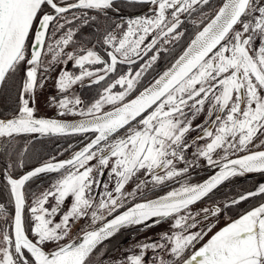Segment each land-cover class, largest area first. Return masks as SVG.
Returning a JSON list of instances; mask_svg holds the SVG:
<instances>
[{
    "label": "snow or ice",
    "instance_id": "1",
    "mask_svg": "<svg viewBox=\"0 0 264 264\" xmlns=\"http://www.w3.org/2000/svg\"><path fill=\"white\" fill-rule=\"evenodd\" d=\"M135 2L155 5L153 15L128 19L126 29L121 30L119 37L108 32L104 38V44L111 46L107 52L108 60L93 49L78 56L66 53L67 58L74 60L75 66L80 68V74L62 70L56 80L59 90L64 91L84 77L94 75L96 79L92 82L99 83L115 71L118 63H134L133 56L147 53L157 44L159 37L173 33L181 23L179 13L188 12L197 4H207L208 0ZM114 3L115 0H76L75 3H64L63 0H0V88L11 87L17 73L22 72L18 113L11 119H0V137L13 138L24 133H96L95 138L70 159L46 162L19 178L7 176L15 200L14 252L9 247H0V264H89L97 246L122 228L137 225L148 228L173 218L172 231L160 234V241L166 243H140L139 254L126 258L128 264H145L146 250L155 253L165 248L173 258L182 260V264H264V202L231 220L198 248L196 244L206 233L203 228L188 232L199 221L187 212L190 205L206 198L230 177L264 173V150H250V147L264 148V139H259L264 136V0H224L215 16L196 34L172 67L139 95L125 102L143 72L157 60L156 55L134 76L121 75L109 84L87 112L79 113L94 116L92 121L70 124L37 118L35 107L30 106V103L34 105V99L26 96L34 93L37 86L38 68L43 63L42 48L49 31L55 34L65 24L71 23L67 19L70 10H81L79 16L73 12V19H85L87 12L83 10L104 11L111 9ZM46 6L51 11H46ZM169 9L171 21L166 15ZM237 24L241 25L239 30L234 27ZM154 31L158 37L154 35L151 42L144 44L146 37ZM72 38L73 32L69 30L55 42V47L48 45L53 60L61 55L63 46L68 45ZM95 64L104 65L103 75L99 74V69L93 72L85 67ZM116 85L123 90L113 92ZM69 103L67 99H61L58 106L72 112ZM74 103L79 105L81 102L77 99ZM117 103L119 106L113 110L95 115L101 113L105 104ZM206 104L208 122L203 127L196 126L199 129L196 139L207 138L208 142L197 147L193 155L204 158L208 166L219 170L202 183L181 182L178 188L162 197L155 200L142 198L141 202L113 215L123 206L126 197L135 196L149 183L142 180L131 192L123 191L129 180L141 170H145V175H151V183L156 186L186 174L189 165L196 163L185 159L184 150L190 147L186 134L192 130V121L205 111ZM213 115L215 119H211ZM258 139L259 143H256ZM217 150H223L224 155L214 159ZM240 151L246 154L236 159L228 158ZM94 158L97 163L90 165ZM110 158L108 175L115 177V187L108 191L105 182L102 199L94 205L91 189L100 183L96 176L103 174ZM177 161H183L185 166L177 169ZM61 170L63 174L51 187L34 198L29 209L32 226L26 229L22 215L26 182L42 173H59ZM159 171L164 174H158ZM113 192L117 195L114 196ZM260 195H264V184L239 195L228 204L203 209V219L216 217L227 207ZM49 197L55 200L50 209L45 207ZM68 198L72 203L60 221L53 223L51 217L62 211L61 206ZM89 209H92L93 224L104 221L105 214L113 218L85 231L78 242L58 243L69 234L70 222L86 217ZM3 211V206H0V214ZM206 227L210 230L211 225ZM29 230L35 239L29 238ZM11 242L9 232L4 231L2 243L8 245ZM48 242L57 243V247L45 251ZM24 250L30 253L29 258L25 257ZM148 264L175 262L154 256Z\"/></svg>",
    "mask_w": 264,
    "mask_h": 264
},
{
    "label": "flooded vegetation",
    "instance_id": "2",
    "mask_svg": "<svg viewBox=\"0 0 264 264\" xmlns=\"http://www.w3.org/2000/svg\"><path fill=\"white\" fill-rule=\"evenodd\" d=\"M57 1L61 2L60 0ZM72 1L74 0H68L67 2ZM219 1L220 0H208L207 4H197L194 5L188 12L179 13L178 15L181 23L173 31V33L169 34L167 37H160L153 49L149 50L147 53L141 52L138 57L133 56L132 59L135 61L134 63H118L115 71L110 73L99 83L92 82L96 79L95 75L92 77H84L82 81H77L75 84L71 85L70 88L61 91L56 86V80L62 70H66L73 75L80 74V68L75 66L74 60H69L67 58L66 53L71 52L78 56L83 55L88 49H93L105 60H108L107 52L111 50V46L104 44V38L107 33L114 32L119 37L121 30L126 29L128 19L136 16L153 15L152 9L155 8V5L135 2V0H115L111 9L104 11L83 10L87 12V16L85 18L87 19V22H85V19L72 18L73 12L79 16L81 10H70L67 14V19L70 20L71 23L65 24V26L59 31H56L55 34H53L51 30L49 31L46 37L45 45L42 48L43 63L38 68L37 86L34 93H31V97L29 94L26 96V98L30 100L34 99V105L30 103V106L35 107V115L63 120L85 117L79 115V113L82 111L87 112L88 108L100 98L104 89L109 84L114 83V81L121 75L134 76L137 71L141 70L142 65L147 64L151 57L156 55L157 60L152 62L151 66L143 72L136 88L129 93V95L125 98V101L130 99L146 85L151 77L157 75L161 69L165 68L176 57L173 53L179 48H183L186 44L185 39L189 32L187 29L195 27L199 23V20L203 18V15L210 11L214 12L220 3ZM256 2H259V0H256ZM45 10L51 11V9L47 8V6L45 7ZM166 15L168 20L171 21V9L167 11ZM244 19H248V17H244ZM61 23H63V21H61ZM117 25H120V27H117ZM234 27L239 30L241 25L237 24ZM69 30L73 32L72 40L68 45L63 46V52L61 55L56 60H53L52 53L48 51V45L52 44L55 47V42L59 40L61 36H64ZM154 35L158 36V33L155 31L150 33L146 37L144 44L151 42ZM255 43L258 44V41ZM85 67L93 72H96L99 69L101 70L99 74L103 75V64L85 65ZM21 89L22 78L18 86L16 103L8 105L5 108L6 112L0 113V115L5 116L7 114V116H9L18 113L20 107L19 94ZM122 90L123 89L119 85H116L112 89L113 92ZM50 98H54V100ZM61 99H67L70 102L69 107L72 109V112H67L65 109L59 108L58 105ZM77 99L81 102L79 105L74 103ZM117 105H119V103L116 105L105 104L102 107L101 112L111 109ZM206 109L207 104L205 106V111L192 121V130L186 134V140L190 147L184 150L185 159L189 162L195 160L196 163L189 165V170L186 174L174 177L156 186H153L151 183V175H145V170H141L136 174V176L129 180L123 191L131 192L142 180H147L149 183L145 185L141 192H138L135 196L126 197L123 206L120 209H117L116 212L135 202H140L142 198L149 200L165 195L168 191L178 188L181 182L187 181L190 184H199L208 176L219 170L218 168L208 166L204 158H196L193 155L196 152L197 147L208 142L207 138L200 140L196 139L199 132V129L196 126L200 125L203 127L208 122L206 120ZM61 112H64L65 114H59ZM73 112L75 114H73ZM211 119H215V116L213 115ZM120 134L123 135L122 132ZM95 135L96 133L94 132L64 135L36 134V138L31 140L29 134H21L14 136L13 138L0 139V206H3L4 210L3 214H0V247H9L10 251L14 252L15 237L12 223L14 215V197L11 194V186L7 182V176L18 178L25 170H30L34 166L40 165L44 162L56 161L70 157L82 147L86 146ZM261 138L264 139V136H261ZM256 143H259V141H256ZM250 150L258 151L264 150V148L250 147ZM242 154H245V152H234L230 154L228 158L230 159L234 156ZM223 155V150H217V152L214 153V159H219ZM111 160L112 158H110V164L104 168L103 174L96 176L100 183L98 185H94L90 193L94 204H98L102 199L101 193L105 191V182L108 184V191H112L115 187V177H109L108 175L111 167ZM96 163L97 159L94 158L90 162V165H95ZM184 166L185 164L183 161L176 162L177 169L183 168ZM62 174L63 170L59 173H42L26 182L23 189L25 195V207L22 213L26 229H30L32 226V214L29 209L33 206L34 198L40 196L45 190L49 189ZM158 174L163 175L164 173L163 171H159ZM260 184H264V173L262 172L235 175L224 181L206 198L190 205L187 212L196 216L199 223L196 227L188 229V232L200 231L201 228H203L206 233L196 244V247L205 241L223 224L237 218L250 208L264 201V195L252 197L241 201L238 204L231 205L230 207L224 209L221 213L217 214L216 217L209 216L207 220L203 219V209L211 208L216 205L223 206L228 204L231 200L238 198L239 195L255 190ZM113 195L116 196L117 194L113 192ZM71 203V198H68L61 206L62 211L57 213L54 217H51V219L53 220L54 218L62 217L63 213L67 211ZM54 204V198L49 197L45 207L50 209ZM181 214H184V212ZM109 216L110 215L105 214V219ZM173 219H166L156 226L148 228H145L144 225L122 228L112 237L107 238L98 245L100 249L93 259L89 261V264H128L126 258L129 255L139 254L140 248L138 245L140 243L157 241L166 243L164 241H160V234L172 231L170 226L173 223ZM99 222L100 221H97L96 224ZM208 224L211 225L210 230L206 227ZM93 225L95 224L91 223L90 227ZM84 230H81L78 234ZM4 231H8L11 237L12 242L8 245H4L2 243V234ZM27 234L30 239H35L30 230ZM185 234H187V232ZM71 238L63 240L60 244ZM55 247H57V244L50 247L45 245V250H50ZM164 250L165 249L157 250L155 253L150 249L146 250L144 255L145 264H148L154 256L163 257L164 259L170 261L174 260L175 264L181 261L180 259L173 258L169 254L167 248L165 251ZM186 253L188 254L190 251L186 250ZM24 255L26 258L30 257V253H27V250H24Z\"/></svg>",
    "mask_w": 264,
    "mask_h": 264
},
{
    "label": "water",
    "instance_id": "3",
    "mask_svg": "<svg viewBox=\"0 0 264 264\" xmlns=\"http://www.w3.org/2000/svg\"><path fill=\"white\" fill-rule=\"evenodd\" d=\"M76 2V0L75 1H72V2H69V3H75ZM224 3V0L221 2V4L219 5V7L217 8V10L215 11V13L213 14V16L205 23V24H207V23H209L210 21H211V19L215 16V14H216V12L219 10V8L222 6V4ZM204 24V25H205ZM204 25L197 31V33L204 27ZM196 33V34H197ZM196 34L191 38V40L189 41V43L185 46V48L183 49V51L178 55V57L171 63V65L169 66V67H167L165 70H163L162 72H160L150 83H148L145 87H143L141 90H139L135 95H133L130 99H128V100H131V99H133L136 95H139V93L140 92H142L145 88H147V87H149L156 79H158L165 71H167L168 69H170L171 67H172V65L177 61V59L184 53V51H185V49L187 48V46L191 43V41L195 38V36H196ZM158 37V36H157ZM160 38V37H159ZM158 38V39H159ZM30 43H31V40H30ZM128 100H126L125 102H127ZM119 105H117V106H115V107H118ZM114 108V107H113ZM113 108H111V109H109V110H106V111H104V112H108V111H111V110H113ZM103 113V112H102ZM102 113H98V114H95V115H100V114H102ZM15 116V115H14ZM14 116H7V117H4V116H0V119H3V120H7V119H11V118H13ZM36 116V115H35ZM37 118H50V117H46V116H36ZM87 117H93V116H87ZM72 120H74V119H72ZM89 132H92V131H89ZM33 135H36V134H39V133H32ZM67 134H74V133H67ZM56 135H64V134H56ZM95 138V136H93V138L92 139H94ZM83 148V147H82ZM81 148V149H82ZM80 149V150H81ZM79 151V150H78ZM246 154V153H245ZM245 154H242V155H238V156H234V157H232V158H230V159H236L237 157H239V156H243V155H245ZM73 156V155H72ZM72 156H70V157H67V158H64V159H60V160H56V161H49V162H58V161H61V160H67V159H70ZM46 162H44V163H42V164H40V165H37V166H34L32 169H30V170H25L20 176H22V175H24V174H26L28 171H31V170H33V169H35L36 167H39V166H41V165H43V164H45ZM214 174V173H213ZM212 174V175H213ZM212 175H210V176H212ZM19 176V177H20ZM210 176H208L206 179H204L203 181H205V180H207ZM18 177V178H19ZM202 181V182H203ZM201 182V183H202ZM139 202V201H138ZM262 202H264V201H262ZM261 202V203H262ZM135 203H137V202H135ZM260 204V203H259ZM259 204H257L256 206H258ZM130 206H132V204L131 205H129V206H127V207H130ZM256 206H254V207H256ZM127 207H125V208H123V209H121L120 211H118V212H116V213H114L113 215H118L121 211H124V210H126V208ZM254 207H252V208H254ZM252 208H250L249 210H251ZM248 211V210H247ZM245 213V212H244ZM14 215H15V200H14ZM14 215H13V221H14ZM240 216V215H239ZM238 216V217H239ZM237 217V218H238ZM111 218H113L112 216H109V217H107L104 221H100L99 223H97V224H95V225H93L92 227H90L89 229H87V230H91L92 228H94V227H98V226H100L103 222H106V220H108V219H111ZM234 219H236V218H234ZM234 219H232V220H234ZM231 221V220H230ZM229 221V222H230ZM13 223V222H12ZM227 224V223H226ZM225 225V224H224ZM223 225V226H224ZM223 226H221V227H223ZM220 227V228H221ZM220 228H218L216 231H218ZM14 230V229H13ZM87 230H85V231H87ZM85 231H83V232H81L80 234H78V235H76V236H74V237H72L71 239H69V240H67L66 242H64V243H70V242H78L79 241V239L82 237V235H83V233L85 232ZM215 231V232H216ZM214 232V233H215ZM213 233V234H214ZM213 234H211V235H213ZM211 235L207 238V239H209L210 237H211ZM207 239L205 240V241H203L201 244H203L204 242H206L207 241ZM64 243H62V244H64ZM201 244L199 245V246H201ZM199 246H197V248L199 247ZM54 249V248H53ZM50 250H52V249H50ZM45 251H49V250H45ZM189 255H190V253H188ZM185 259L187 258V255L184 257ZM177 264H182V260L180 261V262H178Z\"/></svg>",
    "mask_w": 264,
    "mask_h": 264
},
{
    "label": "trees",
    "instance_id": "4",
    "mask_svg": "<svg viewBox=\"0 0 264 264\" xmlns=\"http://www.w3.org/2000/svg\"><path fill=\"white\" fill-rule=\"evenodd\" d=\"M221 2V0L219 1ZM212 11L208 12L207 14L203 15L202 19L199 20V23L195 26V27H190L187 29L188 34L186 36V39H185V42H187L189 40L190 37H192V35L194 34V31L204 22L208 19L209 16L212 15ZM182 48V47H181ZM181 48H179L178 50H176L173 55H178V53L181 51ZM23 67V66H22ZM156 75H154L153 77L150 78V80L146 83L148 84ZM21 78H22V72H18L17 73V78H16V81L15 83L11 86V87H8V88H0V102L2 103L3 107H7L8 105H13L16 103L17 101V91H18V86L20 84V81H21ZM24 134H29L31 135L30 139L33 140L36 138V135H33L31 133H24ZM22 134V135H24ZM21 135V134H20ZM4 138V137H2Z\"/></svg>",
    "mask_w": 264,
    "mask_h": 264
},
{
    "label": "rangeland",
    "instance_id": "5",
    "mask_svg": "<svg viewBox=\"0 0 264 264\" xmlns=\"http://www.w3.org/2000/svg\"><path fill=\"white\" fill-rule=\"evenodd\" d=\"M60 1H61V0H60ZM64 1H68V0H63V2H64ZM170 65H171V64H170ZM167 67H169V66H167ZM167 67L161 69L160 72H162L163 70H165ZM160 72H159V73H160ZM29 96L31 97V93L29 94ZM29 96H28V97H29ZM1 104H2V103L0 102V113L6 112V111H5V107L3 108V105H1ZM8 115H9V114H8ZM5 116H7V114H6ZM259 139H263V138L259 137ZM259 139H258L257 141H259ZM94 205H96V204H94ZM91 211H92V209H89L88 215H87L86 217H82V218H79V219H76V220L70 222V230H69V234H68L66 237H64L63 240H66V239H68V238H71V237L75 236L76 234H78L81 230L87 229V228H89V227L91 226V223H92V219H91ZM101 211H102V210H101ZM60 219H61V217L54 218V219H53V223L59 222ZM63 240L59 241L58 243L62 242ZM55 244H57V243H55V242H48V243H46L45 245H46L47 247H50V246H53V245H55ZM99 249H100V248L97 246V248L94 250V252H93V254H92L90 260H92L93 257L98 253V250H99ZM165 250H166V248H165ZM165 250H164V251H165ZM164 251H163V252H164Z\"/></svg>",
    "mask_w": 264,
    "mask_h": 264
},
{
    "label": "bare ground",
    "instance_id": "6",
    "mask_svg": "<svg viewBox=\"0 0 264 264\" xmlns=\"http://www.w3.org/2000/svg\"><path fill=\"white\" fill-rule=\"evenodd\" d=\"M208 24V23H207ZM207 24H205L204 25V27L207 25ZM203 27V28H204ZM202 28V29H203ZM202 29L200 30V31H202ZM189 46V45H188ZM188 46H187V48H188ZM186 48V49H187ZM185 49V50H186ZM95 117L93 116V117H83V118H78V119H74V120H63V119H56V120H60V121H64V122H68V123H70V124H77V123H80V122H88V121H92L93 119H94ZM51 119H54V118H51ZM162 196H164V195H161V196H159V197H162ZM158 197H155V198H152V199H149V200H155V199H157ZM141 202V201H140ZM231 222V221H230ZM229 223V222H228ZM226 225V224H225ZM224 225V226H225ZM223 226V227H224ZM222 228V227H221Z\"/></svg>",
    "mask_w": 264,
    "mask_h": 264
}]
</instances>
